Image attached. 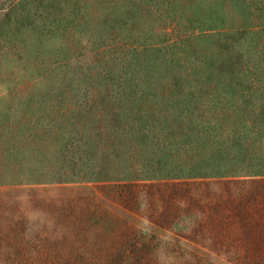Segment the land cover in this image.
I'll use <instances>...</instances> for the list:
<instances>
[{"label":"rangeland","instance_id":"rangeland-1","mask_svg":"<svg viewBox=\"0 0 264 264\" xmlns=\"http://www.w3.org/2000/svg\"><path fill=\"white\" fill-rule=\"evenodd\" d=\"M17 1L0 0V264H264V174L73 176L56 94L91 85L95 44L41 34L46 7Z\"/></svg>","mask_w":264,"mask_h":264},{"label":"trees","instance_id":"trees-1","mask_svg":"<svg viewBox=\"0 0 264 264\" xmlns=\"http://www.w3.org/2000/svg\"><path fill=\"white\" fill-rule=\"evenodd\" d=\"M17 3L46 7L41 34L95 44L79 65L91 85L56 94L73 176L264 174V0ZM92 5L111 10L95 23Z\"/></svg>","mask_w":264,"mask_h":264}]
</instances>
